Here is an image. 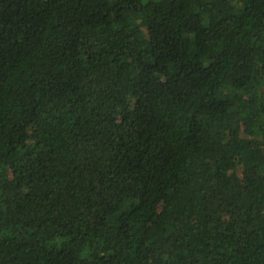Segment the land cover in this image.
Listing matches in <instances>:
<instances>
[{
	"label": "trees",
	"instance_id": "obj_1",
	"mask_svg": "<svg viewBox=\"0 0 264 264\" xmlns=\"http://www.w3.org/2000/svg\"><path fill=\"white\" fill-rule=\"evenodd\" d=\"M0 264H264V0H0Z\"/></svg>",
	"mask_w": 264,
	"mask_h": 264
}]
</instances>
